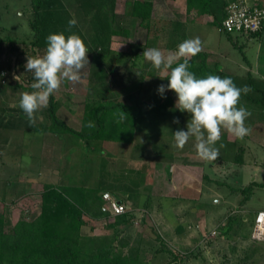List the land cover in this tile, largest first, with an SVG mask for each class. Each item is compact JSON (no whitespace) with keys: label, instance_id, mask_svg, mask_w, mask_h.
I'll use <instances>...</instances> for the list:
<instances>
[{"label":"rangeland","instance_id":"1","mask_svg":"<svg viewBox=\"0 0 264 264\" xmlns=\"http://www.w3.org/2000/svg\"><path fill=\"white\" fill-rule=\"evenodd\" d=\"M60 2L77 21L89 44V65L82 70L81 79L76 83L64 80L54 93L60 102L57 115L61 119L79 129L85 98L125 101L128 96L134 100L140 95L150 98V101H161V97L155 95L159 93L151 87H159L161 77L168 70L155 69L145 59L141 66L130 62L119 64L114 59L117 52L128 48H131L132 55L143 49L138 46L143 43L144 30L137 19L129 18L125 13L129 9L126 0H102L99 11L88 13L84 12L78 0ZM217 3L213 0L211 5L216 9ZM31 14L32 0H0V38L3 39L0 43V98L3 99L0 101V198L4 197L3 201L0 199V211L4 215L6 229L10 230L21 218L31 220L38 214L40 191L45 182L96 187L103 179L113 186L141 190L138 197L142 200L146 195L154 198L151 208L139 206L142 200L137 202L131 230L128 226L119 227L122 235L130 231L133 235L141 233L142 253L154 264H164L170 257L159 250L161 243L156 233L163 244L180 258L173 264H264V237H252L256 212L264 209V187L256 184L264 181V149L258 146L261 138L264 139V107L260 101L252 100L261 97L255 88H264V36L260 39L239 32L229 36L218 30L212 16L207 19L209 23L203 22L202 27H196V34L184 30L189 33L190 39L199 37L201 40L208 67L217 65L225 73L221 78H231L237 87L248 85L252 89L247 95L242 94L238 105L246 107L251 113L245 121L250 133L241 140L222 130L224 146L220 148L221 143L218 142L215 145L220 148L217 169L210 173L212 176L203 172L201 179L192 185L199 192L192 199L183 198L180 194L172 196L175 192L169 185L171 169L167 160H170L173 151V159H187L186 151L192 153L194 160L201 159L195 149L194 137L183 149L172 147L175 144L173 133L184 130L186 122L181 114L176 117L178 124L171 122L173 111H180L176 107L177 95L171 90H166L163 95L169 93L172 99L163 109L165 112L158 110L160 116L156 117L157 109L152 107L155 110L150 112L152 117L148 119L147 127H144L145 124L141 127L147 132L137 137L131 146L110 145L108 141L97 139L83 140L68 133L59 136L33 131L26 114L19 107L21 93L33 91L31 84L34 79H29L31 72H26L24 66L27 56H42L46 48L32 45L35 37L29 26ZM98 14L110 26H117L119 21L121 26L129 29L130 34L108 36L109 41L101 42L96 35L98 27H94L93 23L97 21L95 16ZM169 26L163 25L161 37L164 45L174 46L166 34ZM175 49H164L162 52L165 55L175 54ZM109 50L112 52L109 53ZM102 54L111 55V59L101 58ZM129 56L121 59L127 60ZM7 74L8 79L5 78ZM250 76L253 78L251 81L248 79ZM152 77H156L157 81L152 82ZM9 83L12 85L8 86ZM44 110L35 114L36 122L43 125L49 122ZM190 118L187 116L186 119L189 121ZM240 149L242 164L229 158ZM224 157L230 160L224 161ZM102 160H105L106 166L104 175L101 174ZM155 161L167 163L153 167L151 164ZM257 161L259 165L255 169ZM204 164H209V161L205 160ZM205 174L207 179L203 177ZM250 183L253 184L252 194L241 204L242 193L231 188H241ZM136 199L125 202L128 210L135 206ZM89 223L93 225L94 234L112 232L106 228L103 219L90 220ZM178 226H181L180 231ZM245 256L248 261H245Z\"/></svg>","mask_w":264,"mask_h":264},{"label":"trees","instance_id":"2","mask_svg":"<svg viewBox=\"0 0 264 264\" xmlns=\"http://www.w3.org/2000/svg\"><path fill=\"white\" fill-rule=\"evenodd\" d=\"M222 5L227 6L233 0H221ZM187 9L198 8L200 10L209 9L213 0H186ZM83 7L84 12L91 10H100L102 0H78ZM151 2L133 0L130 10V16L139 20V24L144 26L148 33L154 28L157 29L156 21L151 17ZM226 11V10H225ZM32 18L29 20L30 29L34 32L35 40L32 45L39 48H46V38L53 33H64L65 36L70 34L79 35L86 47L89 49L88 39L85 37L81 28L76 23L69 29L68 22L73 19L69 11L62 6L60 0H32ZM95 16L97 21H93L94 27H98L96 34L101 42L109 41L108 36L128 35L129 31L125 25L118 24L110 26L106 20ZM225 12L214 18L213 23L220 25ZM122 24L124 21L120 19ZM98 23V25H96ZM229 36L231 33H226ZM248 37L254 36L260 38L264 34V26L255 33H241ZM109 39V40H108ZM3 39L0 38V43ZM235 43V39H233ZM109 53L112 51L109 50ZM32 53H34L32 51ZM114 58L119 64L123 63L122 57L132 55L131 48L124 52H117ZM134 55L139 57L138 53ZM111 55L102 54L101 58L111 59ZM206 53L201 51L194 57L189 59L191 65L190 71L200 77L206 75L225 76V73L216 65L210 68L206 64ZM132 64L138 60L130 58ZM183 60L175 62L172 67L177 66ZM170 70L161 78L163 85L168 84L166 79ZM9 74L5 77L8 79ZM29 79H34L33 74H28ZM251 76L248 78L251 81ZM253 79V78H252ZM33 83L35 81H32ZM160 84V85H161ZM158 88V87H157ZM157 88L155 91H157ZM255 88V86H254ZM260 92L261 97L252 99L253 102H261L264 107V88H255ZM158 93V91H157ZM175 93V92H174ZM161 97V101H150V98L137 96L134 100L132 96H128L127 100H111V99H92L85 98L84 107L81 114V126L75 129L68 125L63 119L57 115L60 102L56 100L53 94L49 98V104L44 110V114L48 116V124L37 123L33 126V131L37 133H53L61 135L68 133L83 140L97 139L102 141H115L118 143L132 142L134 139V128L137 117L141 114V106L147 105L157 110H163L172 102L169 93L165 96L156 94ZM164 95V94H163ZM163 97V98H162ZM124 113V119L120 120V113ZM89 122L94 127H88ZM231 158L232 161L242 164V150L240 149ZM230 160L224 157V161ZM101 174H105V160L101 162ZM145 167V166H144ZM144 170V169H143ZM23 178L26 175L22 173ZM205 179L208 176L203 175ZM257 186L264 187V183H256ZM253 184L243 187L231 188L239 190L242 193L241 204L251 196ZM106 191L111 192L121 202L134 200L140 196V191L135 188L128 190L127 187H117L106 183L100 179L96 187L87 186H68L54 185L48 182L43 184L40 191L41 204L38 214L31 220L27 218L19 219L10 230L6 229L4 215L0 211V264H154L152 260L145 257L142 253L141 233L136 232L135 235L131 231L122 235L119 227L132 226L133 212L137 209L141 197L136 199L135 206L126 210L122 214L112 215L109 212L101 210L103 204L102 194ZM2 201L4 197L0 198ZM153 197L146 195L139 206L153 207ZM158 200L160 198L158 197ZM159 207V205H157ZM103 219L107 229H111V233L94 234L93 225L90 220ZM255 219V218H254ZM125 230V229H124ZM131 230V229H130ZM181 226H178V231ZM156 238L160 241V251H165L169 260L164 264H173L177 259L171 249L163 244V240L157 233ZM248 261V257L245 256ZM246 264V263H244Z\"/></svg>","mask_w":264,"mask_h":264},{"label":"clouds","instance_id":"3","mask_svg":"<svg viewBox=\"0 0 264 264\" xmlns=\"http://www.w3.org/2000/svg\"><path fill=\"white\" fill-rule=\"evenodd\" d=\"M77 21L68 22L69 29ZM202 51L199 37L186 39L178 45L175 54L165 55L157 48L144 49L142 56L155 69H165L170 72L168 84H161L157 91L161 96L166 90L177 95L176 107L181 112L191 115L187 122V130L179 129L173 133L174 146L183 149L190 138H195V149L200 158L215 161L220 148L215 145L221 140L222 130L238 139H243L250 133L245 121L251 113L240 105L241 96L252 91L250 86L237 87L231 78H221L218 75H206L198 78L190 71L189 59ZM88 48L77 34L65 36L64 33H53L46 38V50L42 56H27L26 72L33 73V91L22 92L19 107L26 114L30 127L36 124V113L49 104V98L61 86L64 80L76 83L81 79V72L89 65ZM183 58V62L172 65ZM2 75V74H0ZM165 79V78H161ZM124 113H120L123 120ZM174 123H179L178 118ZM88 127H94L89 122Z\"/></svg>","mask_w":264,"mask_h":264},{"label":"crops","instance_id":"4","mask_svg":"<svg viewBox=\"0 0 264 264\" xmlns=\"http://www.w3.org/2000/svg\"><path fill=\"white\" fill-rule=\"evenodd\" d=\"M141 1H144V0H141ZM146 1L151 2V5H152L151 17L154 21H156L157 29L155 30L153 28L148 33L146 28L139 24V20H138V24L140 25L142 30H144L143 31V36H144L143 43H140L141 45H139L138 47L139 48L141 47L143 49H139V52H137L139 54L138 58L136 55H134L136 52L133 53V55H130L128 58V59H130L131 56H132V58L135 57L138 61L136 63H134V65H137V66H141V64H142V61L144 59V57L142 56V53H143L144 49L157 48L161 51H164V49L172 50V49L176 48L175 50H178V42L184 41L186 39H190V37H191L189 35V33L185 32L184 30L194 32L195 29H198L196 27H199V26L202 27L205 22L206 23L210 22V21H207L209 16L210 17L211 16L212 17L220 16L226 10V7L222 6V4H220L221 0H215L218 2L216 9H215L214 5L213 6L210 5L209 9L207 8L206 10H200V11L198 8H194V9H191L190 11H188L186 0H146ZM248 1L251 4H259V5L264 6V0H248ZM132 2H133V0H126V6H128L129 9L125 13L128 14L127 16L129 18L135 19L134 17L130 16V10H131ZM165 24L170 25L169 30L167 31L166 34H168L170 36V44L173 43L174 46L164 45L163 39L161 37V33H162L163 25H165ZM128 31H129V29H128ZM129 34H130V31H129ZM193 34H196V32H194ZM262 36H264V34L261 35L260 39L262 38ZM128 59L126 60L124 58L123 64H125L127 62H130L132 64L131 60H128ZM181 60H183V58H181L178 61H181ZM178 61H176V62H178ZM155 78L156 77L151 78L152 82L157 81V78L156 79ZM141 80H143V78H141ZM142 82L143 81H141V83ZM11 85H12V83L8 84V86H11ZM155 88H156L155 86L151 87V89H154V90H155ZM151 89H149V90H151ZM172 93H174V92L172 91ZM2 100L3 99L0 98V101H2ZM141 108H142L141 114L137 117L135 128H134L135 135H134L133 141L129 142L128 144H126V143H122V144L120 143L119 144L118 142H115V141H108L110 145L112 144L115 146H117V145H121V146L130 145L131 146L136 141L137 137H139L142 134L144 136V134H145L144 132H147V131L142 130L141 127L143 124H145L144 127H147L148 119H150V117H152L150 114L155 109H153L152 107L147 106V105H142ZM156 112H157L155 114L156 117H159L160 115L158 113V110H156ZM164 112L165 111L163 110V113ZM180 114L185 116L184 117L185 119L183 121L186 122V124L184 125L185 126L184 130L186 131L187 130L186 125H187V121H188V119H186V118H187V116H191L189 113H187V112L183 113V112L175 110V111H173V113L171 115V117H172L171 122L174 123L173 117L176 119V117L179 116ZM155 115H154V117H155ZM173 126H175V125H173ZM174 128H173V131L176 129V128L175 129ZM170 136L173 137L172 135H170ZM223 140H224V135L221 136V140L218 143L223 144L224 143ZM261 140L262 141H260V144L258 146H260L262 149H264V139L261 138ZM137 144H136V147L138 146ZM0 145H1V142H0ZM173 146L174 145H172V147ZM185 153L187 154V155H185L186 157H188L187 159H184V160H182V159L179 160L177 158L173 159L172 155H175L174 151H173L171 156H170L171 157L170 160H167V162L168 161H170V162L167 163V162H156L155 161L154 164H151V165L153 167H157L156 165L159 166V165H162L163 163H167L171 169V179L169 181V185L171 187L172 192H175V193H173L172 196H174V195L177 196V194H180V196H182L183 198H192L193 199L194 197L199 195V192L192 185L195 184L198 181V179H201L203 172L204 173L206 172V174H208L209 176H212L210 173L215 172L219 162H217V160H215V161H209V164H204L205 163L204 159L198 158V159L194 160L195 158L193 159L191 152L186 151ZM167 164H165V165H167ZM243 165H245V164H243ZM254 165H256L255 169H257L259 162L258 161L255 162ZM144 166H143V169L145 170ZM207 169H208V171H206ZM255 176L257 177V175H255ZM256 177L253 178V181H255ZM259 182H264V181H258V183ZM139 191H141V190H139ZM261 210H264V209H261Z\"/></svg>","mask_w":264,"mask_h":264},{"label":"built area","instance_id":"5","mask_svg":"<svg viewBox=\"0 0 264 264\" xmlns=\"http://www.w3.org/2000/svg\"><path fill=\"white\" fill-rule=\"evenodd\" d=\"M264 26V6L251 4L248 0H233L226 8L218 30L224 33H255ZM103 204L101 210L112 215L124 213L127 205L118 200L111 192L102 194ZM252 237L260 239L264 237V210L256 213L253 225Z\"/></svg>","mask_w":264,"mask_h":264}]
</instances>
